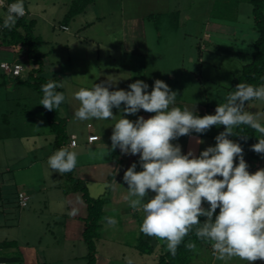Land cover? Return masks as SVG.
Returning <instances> with one entry per match:
<instances>
[{"label":"rangeland","instance_id":"1","mask_svg":"<svg viewBox=\"0 0 264 264\" xmlns=\"http://www.w3.org/2000/svg\"><path fill=\"white\" fill-rule=\"evenodd\" d=\"M65 2H30L31 9L33 7L37 11L31 16L36 18L38 23L36 33L46 40L41 44V50L47 52L45 65L57 60L64 63L67 53L78 58L77 48H72L76 41L74 35L78 23L71 24L72 34L61 29V21L67 10ZM119 3L120 0H104V9L116 10ZM124 3L123 11L127 17H139L140 14L147 16L145 26L148 49L145 53L141 50L139 52L137 47L130 49L131 51L119 50V32L112 28L114 25H117L114 26L117 28L121 25L119 22L122 19L117 10L113 16H108L104 23H96L94 28H98L99 33H103V29L113 31L111 35L114 48L110 50L104 46L101 49L100 63L98 62L104 63L103 73L111 84L110 88L129 91V84L138 79L147 83L148 91L151 92L154 81L160 79L177 92V107L192 109L195 106L196 114L201 117L205 114H215L218 104L224 103L226 99L227 87L241 72L242 65L251 58L253 44L258 35L254 28L251 0H125ZM88 16L91 17L92 13ZM68 38L71 39L70 49L65 47ZM91 46L97 48L96 45ZM94 50L88 49L87 55L92 57L98 52L97 49L95 52ZM2 56L9 59L7 52L0 51V60ZM122 59L125 60L123 65ZM27 63L24 66L30 67ZM112 64L121 68L120 75L112 72L115 69ZM77 65L78 63L75 67L78 71ZM97 65L87 61V67L91 70L89 75L95 74L99 69ZM26 74L24 72L22 75ZM11 88L0 87V165L6 163L7 156H13L14 161L15 156L26 158L21 157L19 166H13L12 172L0 173V182L4 185L3 197L0 198V256L7 259L8 264H87L88 246L83 236V219L74 221V215H70L77 208L80 213L85 211L86 215L87 203L81 192L70 191L73 193L68 194L70 184L62 177L63 174L49 169L48 158L59 149L53 148L52 136L56 133L51 129L43 109L38 106L42 97L29 85L16 87L14 90ZM246 110L264 114V100L254 99L248 102ZM142 115L143 113L138 112L136 115H130L129 119L136 120ZM152 115L154 113L146 112L144 118ZM94 120L89 119L91 123H95ZM101 121L104 125V120ZM261 121L264 122V115ZM27 123L33 125L27 126ZM36 129L44 131V138L38 140L37 137L25 136L28 131ZM223 129L222 125L212 126L205 133L208 138L205 137L198 154L208 146H214V138ZM202 135L193 133L192 136L180 137L173 143H179L185 152L188 140L191 144V139L200 138ZM4 140L6 145L3 144ZM11 140L14 141V147L9 144ZM37 140L38 143L35 144ZM36 154L48 156L43 169L40 161L33 164L30 162L35 160L33 156ZM122 158L136 160V170H142L138 163L139 156ZM244 158L247 162V157ZM253 168L254 171L264 168V155L260 154L253 163ZM97 179V185H100V179L104 177ZM20 189L31 193V199L26 206L19 204ZM74 193L75 196H81L83 208L76 198L72 197ZM108 212V217H112L111 212ZM102 222L104 224V220ZM119 239H123L124 243L119 244ZM96 243L98 264H109L110 260L106 257L108 254L112 256L110 264H127L126 258L140 264H154L161 254L156 250L152 254L139 255L133 247L132 235L121 234L120 237L107 240L102 236ZM165 249L167 250L166 246ZM190 264L225 262L216 260L211 244L205 242ZM226 264L247 262L233 258Z\"/></svg>","mask_w":264,"mask_h":264},{"label":"clouds","instance_id":"2","mask_svg":"<svg viewBox=\"0 0 264 264\" xmlns=\"http://www.w3.org/2000/svg\"><path fill=\"white\" fill-rule=\"evenodd\" d=\"M24 15L23 0H16L7 7L3 27L11 30L17 18ZM61 87L54 80L42 85L39 104L48 111L59 108L65 100L64 93L57 91ZM110 87L103 82L94 83L90 89L81 87L74 93L80 102L74 117L80 121L116 120L111 147L104 144L101 152L90 151L91 158L104 159L117 148L122 155L139 156L142 170L137 171V162H133L124 172L123 181L129 207L144 213L140 233L165 242L168 252L175 256L178 246L195 228L196 237L211 244L216 260L225 264L233 258L247 264L264 261V168L250 173L241 144L229 138L239 136L247 141V135L233 131L246 125L259 133L251 150L264 155V114L246 110V102L264 100V85L237 84L226 102L218 104L215 114L202 117L196 114L195 106H175L177 92L160 79L154 81L150 93L143 80L129 84V91H110ZM114 108L119 115L113 114ZM141 110L154 115L147 119L127 118ZM221 125L225 130L214 138L215 145L198 155L192 148L185 154L179 143H173L180 137L202 135L212 126ZM195 143L204 141L196 139ZM77 155L67 147L61 148L48 158L49 169L61 175L71 172L77 166ZM237 159L238 164L234 163ZM149 192L154 195L149 197ZM75 214L76 210L70 213ZM201 217L205 218L203 222ZM105 219L110 226L117 223L113 217ZM185 247L197 249L192 242ZM126 261L133 264L131 258Z\"/></svg>","mask_w":264,"mask_h":264},{"label":"crops","instance_id":"3","mask_svg":"<svg viewBox=\"0 0 264 264\" xmlns=\"http://www.w3.org/2000/svg\"><path fill=\"white\" fill-rule=\"evenodd\" d=\"M25 1L27 2L26 8L28 10V16L30 18H34L31 16L37 12L36 9H33V7H32L33 10L31 9L30 7L31 0H25ZM65 1H66L65 4H66L67 10L64 12V15L68 11L73 0H65ZM124 2L125 0H120V3L117 5V9H116L117 13H120V16L122 19L119 22L121 25L119 26V28L114 27L117 25H114L112 27L113 30L114 28H116V30L114 31H117V33L119 32L118 33L119 36L116 34V37L118 36L121 41L119 50L131 51L130 49H135L134 47H137L136 49L139 50V52L141 50L145 53L146 50L148 49V38H147V33H146L147 29L145 26V20L147 16H143V14H140L139 17H127V15L123 11L125 10ZM105 9H104V0H96L95 2L89 4L83 12L77 14L74 17V19L70 23L67 24L69 29L62 28V25L64 24H61V29H63L65 32H68L69 34H72L71 24L73 22L78 23V29H76V33L74 35L75 38L73 37L76 41L74 40L75 44L72 47L73 49H75V47L77 48L76 50L78 52L77 51L76 52L78 54V58L73 57L72 54L70 53H67L66 61L64 63H62V61L57 60V62L52 61L50 64L49 62L46 65L44 64V70L42 74L49 78L58 77L60 79V84L63 85L62 92L64 93L65 100L62 102V105L60 106V116L65 118L66 123H67V131H68L67 134L69 136L68 141H67V148L70 151L77 152L78 154L77 155V161H78L77 166L74 169L75 175L82 178L83 180L87 182L91 196L93 197H98V196H103V195L108 196V200L104 205V215L101 219L100 238L103 236L104 239L107 240V239H115L118 236L120 237L121 234L132 235L133 240H134L133 247L135 251L139 252V255L152 254L156 250H159L160 253H163L167 251L165 249L166 243L160 241L159 239L155 237H149V236L144 235L143 233H140L139 227H140V224L142 223L144 213L142 211H134L133 209H131L129 207L128 201L124 199V197L127 195V191H126L127 185L123 181V174L126 171V169L136 160H133V159L124 160L122 156H131V155H122L118 148L115 151L111 152V154L106 156L104 159H99V158L93 159L89 155L90 151L92 150H95L98 153L101 152L104 148V144L107 145L109 148L111 147L110 136L112 134V126L115 124L116 120H111V119L104 120V125H102L103 122L101 120L95 119L94 120L95 123H91L89 120L80 121L74 117L75 110H77L78 107L80 106V102L75 99V96H74L75 92H77L81 87L90 89L94 83L103 82L105 84H109L107 82L108 81L107 78L104 77V73H103L104 63L102 62L101 64L99 63H100V57H101V51H102L101 49H103L104 46L110 50L114 48V45H113L114 40H112L113 37L111 35L113 31L103 29L102 30L103 33L102 32L99 33L97 30L98 28H94L97 22L104 23V21L106 20L108 16H111V15L113 16L114 13L116 12L115 9L111 11H108ZM89 13L90 14L92 13L91 17L88 16ZM70 41L71 39L68 38L67 42L65 43V47L67 49H70V45H69ZM91 45H96L97 48H94ZM88 49L90 51H93L95 49L94 52L97 49L98 52H95L93 56L90 57L87 55L88 53H86ZM0 51L7 52V54L9 55L8 57L9 59H5L2 56L0 62L6 61V60L10 62H15V60H17V48H15L14 46L0 45ZM73 54H74V50H73ZM109 55H112V54L109 53ZM86 57H90V58L88 59ZM88 60L94 64H98L97 66H99V69L96 70L95 74L92 73L89 75V72H91V70L87 67ZM76 63H78L77 65L78 71L75 67ZM124 63H125V60L122 59L121 65H123ZM111 66H114L115 68L113 69L112 72L117 73V75L121 74L120 73L121 68L118 65L115 66L114 64H112ZM0 74L2 75V77L0 78V87H6V86L12 87L11 89L14 90L16 87L19 88L20 86H27L26 84L19 83L18 80L16 79L17 76H11L9 74H6L3 72L1 68H0ZM132 74L133 73L131 72L130 75ZM21 76L23 77L24 75H21ZM12 79H14L15 82L12 81ZM109 90L114 91L117 89L109 88ZM148 92L150 93V91ZM19 104L20 103L18 102V105ZM177 105L179 104H176L175 106ZM38 106H40V108L42 109V105H38ZM121 107H123V104L121 105ZM28 111L29 110H27L26 113H28ZM140 112L143 113L142 116H144V113H146L143 110H141ZM113 114L119 115V110L114 108ZM148 114H151V113H148ZM127 118L129 119L130 117L128 116ZM32 125L33 124L30 125V123H27V126H32ZM92 133L99 134L100 139L95 142L90 143L88 141V136ZM74 134L77 136L78 144L73 147V146H70L69 143L72 138V135ZM26 135L27 137L29 135L33 138L37 137V139L39 140V138H44V131H39L37 129L35 131L31 130L25 133V136ZM205 137L208 138L206 134H203L200 138L191 139V144H190V140H188L186 151L184 153L186 154L187 151L190 148H192L196 151L198 155V150H201V144L197 145L195 143V140L201 139L205 141ZM52 139H53L52 140L53 148L61 149V148H57L54 146L55 139H56L55 134L54 136H52ZM38 140L35 141L36 142L35 144L38 143ZM3 144L4 145L7 144L6 140L3 141ZM9 144L14 147L13 140H11ZM21 157L22 159L26 158L23 156H15L16 159L14 161L13 156L5 157L6 163H3L2 165H0V173L1 172H12L15 165L19 166L18 164H20L21 162L20 160ZM33 158L35 160H30L31 164H33L36 161L39 163L40 161L41 168L43 169L44 162L46 163V159L48 158V156H43V155L39 156L38 154H36L35 156H33ZM0 164H1V160H0ZM42 173H43L42 174L43 176L44 170L42 171ZM112 176H113V179L112 181H110V177ZM103 177L104 179H100L102 181L101 182L102 184L100 185L102 186L97 185L98 180H99L97 178H103ZM105 184H108L109 186L105 187ZM3 189H4V185L2 182H0V198L3 197ZM20 192H25V190L20 189L18 191V195ZM25 193L29 194L30 199H31L30 191L27 190V192ZM70 193H73V192H69L68 194ZM75 195L76 193H74V196L72 197H75L76 201L83 208V202L81 201V198H80L81 196H75ZM152 195L154 194L149 192V197H151ZM108 211L111 212V216L115 218L117 221L115 226H110L105 219L106 217L110 216ZM84 214H85V211L84 213L83 211L82 213H80L79 208H77L76 214L74 215V221L76 220L79 221L80 218L83 219L87 215V214L86 215ZM103 220H104V224L102 222ZM84 228H85V223L83 220V231H84ZM103 230H104V235H103ZM142 236L145 241L150 242V244L154 247V251L152 253H142L141 251H139L137 244ZM123 239L117 240L118 243L123 244L124 243L122 241ZM106 257H108L107 260H110L109 262L111 263L112 256L108 254ZM98 260L99 259L97 257L96 264H98ZM6 264L8 263L6 262ZM133 264H140V263L133 261ZM253 264H264V261L257 260L253 262Z\"/></svg>","mask_w":264,"mask_h":264},{"label":"trees","instance_id":"4","mask_svg":"<svg viewBox=\"0 0 264 264\" xmlns=\"http://www.w3.org/2000/svg\"><path fill=\"white\" fill-rule=\"evenodd\" d=\"M8 1L16 2V0ZM95 1L96 0H73L61 24L67 25L70 23L77 14L83 12L89 4ZM251 2L253 3L252 13L254 28L258 35L253 44L250 60L242 65L241 72L233 78L231 84L227 87L226 97L230 92L235 90L236 85L239 83L250 84L254 87L264 85V0H251ZM23 3L26 8L27 2L23 0ZM6 14L7 8L0 7V45L14 46L17 48V60H15V62L22 63L23 65L28 62L27 64H29L30 67L25 66L26 76L22 77L19 75L16 79L19 83L35 88L40 93L41 97H43L42 85L53 80L60 84V79L58 77L49 78L42 74L47 52L41 50V44L44 43L45 40L40 34L36 33L37 20L36 18H30L27 10V14L23 17H18L15 26L9 30L3 27ZM57 91L62 92V87L57 88ZM224 102H226V99ZM248 102H246V104ZM42 109L43 113L48 117L51 129L56 133L54 146L57 148L67 147L69 138L66 132L67 123L65 118L60 116V107L52 111L46 110L43 106ZM261 123L264 124L263 121H261ZM224 130L225 129H223V131ZM233 131L236 134L248 136L247 141H244L239 136L229 138L241 144L244 150V157H247V164L249 165L248 171L254 173L253 163L260 157V154L252 151L251 145L258 142L257 137L259 133L246 125L237 126ZM234 163L238 164V159L235 160ZM62 177H65L66 181L70 184L68 185V187L70 186L68 191L81 192L87 203V215L83 218L85 223L83 236L88 246L87 264H96V242L100 239L101 219L104 215V205L108 200V196H91L87 182L76 176L74 170L64 173ZM217 178L220 179L221 177ZM112 179L113 176L110 177V181H112ZM204 206L207 207L208 205L205 204ZM218 213L219 209H217L216 214ZM200 219L201 222H203L205 218L201 217ZM188 242L196 244V251H190L185 247ZM204 243L205 242L196 237L195 228H193L189 235L186 236L184 241L178 246L175 256L171 255L167 250L160 254L158 261L154 264H190L192 258L202 249ZM137 247L142 253H152L154 251V247L150 242L145 241L143 236L140 238ZM0 262H7V259L0 256Z\"/></svg>","mask_w":264,"mask_h":264},{"label":"built area","instance_id":"5","mask_svg":"<svg viewBox=\"0 0 264 264\" xmlns=\"http://www.w3.org/2000/svg\"><path fill=\"white\" fill-rule=\"evenodd\" d=\"M15 3L13 1H8V0H0V7L1 8H7L8 5ZM27 14V9L25 8V15ZM1 28V25H0ZM62 28L64 29H69L67 25H62ZM0 68L3 70L4 73L9 74L11 76H19L22 75L26 68L22 63L19 62H10V61H1L0 62ZM100 139L99 134L97 133H92L88 136V141L90 143L95 142ZM70 146H76L78 144V139L77 136L74 134L72 135V138L70 140ZM30 200V195L25 193V192H20L19 193V203L21 206H26L29 203ZM0 264H6V262H0Z\"/></svg>","mask_w":264,"mask_h":264}]
</instances>
